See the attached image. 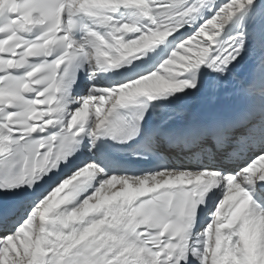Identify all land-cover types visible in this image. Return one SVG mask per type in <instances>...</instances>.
<instances>
[{"label":"snow or ice","instance_id":"snow-or-ice-1","mask_svg":"<svg viewBox=\"0 0 264 264\" xmlns=\"http://www.w3.org/2000/svg\"><path fill=\"white\" fill-rule=\"evenodd\" d=\"M0 264H264V0H0Z\"/></svg>","mask_w":264,"mask_h":264}]
</instances>
